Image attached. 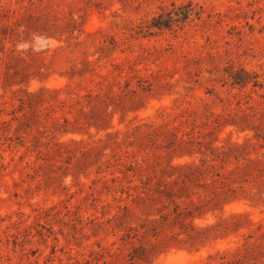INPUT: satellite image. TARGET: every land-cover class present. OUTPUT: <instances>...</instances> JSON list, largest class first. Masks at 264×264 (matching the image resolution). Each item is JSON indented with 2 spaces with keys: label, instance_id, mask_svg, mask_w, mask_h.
<instances>
[{
  "label": "rangeland",
  "instance_id": "1",
  "mask_svg": "<svg viewBox=\"0 0 264 264\" xmlns=\"http://www.w3.org/2000/svg\"><path fill=\"white\" fill-rule=\"evenodd\" d=\"M190 2L195 12L187 21L148 30L154 16L181 13ZM73 18L78 28H64ZM87 55H102L94 74L77 76L53 106L40 104L43 123L72 116L77 94L100 80L106 84L107 77L121 109L113 129L147 123L146 131L201 133L208 140L232 132L240 141L250 136L254 153L264 151V0H0V264L208 263L209 254L233 236L199 249L174 246L141 261L133 243L122 238L125 231L108 228V217L127 196L121 188L132 178L131 162L138 158L144 173H151L157 158L167 161L166 147L153 148L142 133L134 146L108 148L100 159L82 155L104 135L92 127L94 137L58 135L84 139L70 155L34 150L32 134L25 132L35 121L34 109L23 103L29 98L25 88L65 86L70 79L63 73ZM241 68L260 83L234 84L228 70ZM218 115L248 128L229 124L218 131ZM225 210L244 211L254 229H264V200L236 201Z\"/></svg>",
  "mask_w": 264,
  "mask_h": 264
},
{
  "label": "trees",
  "instance_id": "2",
  "mask_svg": "<svg viewBox=\"0 0 264 264\" xmlns=\"http://www.w3.org/2000/svg\"><path fill=\"white\" fill-rule=\"evenodd\" d=\"M183 7L181 13L173 10L154 16L146 25L148 30L153 32L154 27H172L179 21H187L195 12L193 3L184 4ZM78 25L79 22L73 18L63 27L74 31ZM96 33L90 32L89 35ZM92 54H96V51ZM101 58L102 55L90 59L87 55L74 63L63 73L70 79L65 86L53 87L43 83L37 89L25 88L29 98L23 103L34 109L35 119L26 123L25 132L32 134L30 140L33 141L34 150L42 153L47 148L49 154L67 152L70 155L72 148L83 143L84 139L74 136L60 139L58 135L80 133L94 137L91 128L95 127L97 133L104 132V135L98 138V145L85 147L81 152L82 155H95L100 159L107 155L108 148L115 150L116 146L125 143L134 146L143 133L149 137L153 148L166 147L165 156L168 159L164 163L157 158L152 163L151 173H144L146 166L138 158L132 161L128 167L132 178L128 185L121 188L127 196L120 198L123 201L118 205L119 210L107 219L108 228L125 231L122 238L133 243L134 258L152 261L158 254L174 246L199 249L211 240L233 236L225 248L209 254L206 264H264V229H254V222L244 211L225 210L226 205L236 201L253 204L264 200V151L254 153L250 149V136L240 141L231 136L232 132L223 138L216 133L214 138L208 140L201 133L194 136L188 135L190 132L146 131L143 125L147 123L139 124L135 129H113V117L121 109L114 103V82L106 77L107 74H104L108 80L106 84L100 80L97 88H88L81 96L77 94L70 109L72 116H64L63 121L59 116H54L50 124L43 123L42 113L37 107L47 102L53 106V98L71 89L77 76L84 78L89 72L94 74V63ZM228 73L234 84L246 86L251 82L255 85L260 83L258 75L245 68L228 70ZM110 106L112 109H109ZM125 115L126 112L122 111L121 118L124 119ZM208 118L205 124L211 122L210 116ZM213 123L217 124L215 127L218 131L229 124L239 127L236 121H223L219 115ZM247 128L239 127V130L245 131ZM165 136L167 139L169 136L167 144H164Z\"/></svg>",
  "mask_w": 264,
  "mask_h": 264
}]
</instances>
